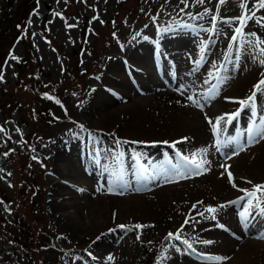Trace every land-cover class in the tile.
I'll return each instance as SVG.
<instances>
[{"label": "rangeland", "instance_id": "1", "mask_svg": "<svg viewBox=\"0 0 264 264\" xmlns=\"http://www.w3.org/2000/svg\"><path fill=\"white\" fill-rule=\"evenodd\" d=\"M139 1L142 23L136 26L127 16L131 14L132 6L135 8L139 6ZM20 2L21 0H13L12 6L5 11L2 10L0 15V75L3 76L0 80V126L5 129L4 132H0V169L3 170L0 171L2 177L0 187L8 190V198L14 199V203L7 200H1L3 203H0V264H158V262L159 264H210L201 254L228 257L229 259L222 264H264V239L260 238L264 237V215L258 211H253L247 222V226L253 228L251 236L255 239L243 235L233 238L229 235L235 241L230 246L221 238L222 232L215 226L216 221L211 219L199 223L190 222L183 228L182 239H188L193 244L196 249L194 253L178 241L166 239L169 232L175 233L181 228L180 213L188 214L193 221H198L194 217L198 212H203L205 207L224 204L225 201L230 200V197L232 198V194L235 196L241 193L239 191L241 188L252 189L253 185L264 184V155L250 153L256 146L249 144L243 129L237 127L233 121L227 127L222 123V131L219 134L220 137H227L232 141L227 148V152H230L227 159L231 157L229 163L234 165L237 188H233L228 182L224 188H210L201 180L197 191L182 205H173L169 209H149L128 202L136 203L142 197L115 196V192H122H114L113 182L106 172L102 174L100 171L104 169V164H108L109 171L115 170V166L122 164L125 170L131 169L134 172L135 180L137 175L141 176L138 165L144 163L135 146L125 144L127 138L141 139L144 143L151 138L171 140L185 133L192 134V127L184 122L183 128L172 127L166 131L165 128H160L159 120L151 124L149 120L153 117L150 113L155 114L151 110L157 108L156 99L140 109L133 105V98L108 94L106 99L100 100L97 90L90 92L91 89H95L92 80L97 79L96 74L99 75L105 61V58L99 60L100 57H104L106 52V56L118 53L121 57H125V45L130 42L129 34L134 29L146 27L148 23L154 25L157 22L163 32L168 31L166 38L162 36L164 49L175 50L176 56L185 55L187 61L188 56L197 53L196 49H190V44L195 43V34L199 35L203 29L182 26L180 24L184 23H180V19L197 17L198 26L209 21L210 25L206 31L210 33L213 25L212 17L216 16L217 29L213 33V38L223 39L220 42L231 43V36L234 34V28L238 26V21L229 22L225 18L241 16L245 11L253 8L256 0H245L247 9L241 8L240 0H227L223 5L219 0H205L203 4L189 0L190 6L187 8H184L180 0H168V2L166 0H41L26 23L32 47L41 59V66L36 63V58L26 47L23 32H17L15 29ZM181 8H184L183 12L180 11ZM206 9L209 11L205 14ZM48 12L49 15L46 17ZM120 12L130 14L120 18L116 16ZM187 13H191V16ZM197 14H202L203 18ZM261 16H264V9L256 12V18ZM86 18L90 26L89 35L87 41L81 44L77 52L78 56H75L74 52L80 47ZM112 21L118 22L115 25L118 39L111 40L108 50L103 49L98 52L103 44L102 40L96 39L98 30L103 22ZM132 21L139 22L137 18ZM102 31L104 32L105 28H102ZM244 32L256 34L245 35V41H255L257 38L264 40V26L257 24L255 19L248 21ZM155 39L156 36L152 39V43H146L142 47L145 52L139 54H144L141 60L147 62L149 59L150 65ZM95 41L97 45L88 48ZM12 42L13 45L9 48ZM233 47L234 51L244 50L245 53L239 56L241 62H238L239 66L233 78L228 81L223 79L217 89V107H219V99L221 102V97L225 98L228 85L233 83L235 85L243 76L246 58L251 61V70L254 64H257V69L246 82L245 93L264 77V66L258 61L254 62L253 51L246 43ZM181 48L182 50L178 51ZM3 52L9 54L2 61ZM12 57L22 60L19 61L21 66H18L16 59ZM174 59L178 58L174 57ZM120 69L117 85L125 91L128 79L124 68L121 66ZM182 73L185 77H191L186 80L193 87L200 86L198 79H204L199 74L201 72L189 76L182 68ZM90 74L93 75L89 76ZM225 75L227 78L229 72ZM17 81L19 84H16ZM233 85L229 89L232 92L231 96H239V92L234 93ZM129 89L133 90V87ZM208 90L200 89V92L205 95ZM51 91H55L59 96V103L55 101L53 108L73 118L75 122L63 120L59 123H46L41 118L40 102L44 103L43 105L48 103L49 100L45 96ZM114 93L117 94V91ZM259 95L261 106L264 108V91ZM193 98L201 100L200 96ZM147 99L152 98L146 97L145 100ZM122 105H127L129 108L126 110ZM207 105L212 115L214 108L217 109L214 101L207 102ZM233 105L236 104L232 103L229 106L232 112L235 111ZM111 108L117 112L112 120L104 118L99 121L100 114L95 110L103 113ZM217 110H219L217 113L214 112L219 115L227 110V104L224 103L223 107ZM189 123L192 125L191 122ZM244 124L248 126L249 121H245ZM205 127L209 131L210 128L207 125ZM75 133L79 135L78 140H75L76 148L71 151L69 161H61V156L56 153L57 143L65 135L70 136ZM258 139L259 137L255 140ZM261 141L264 143V139H259L257 143ZM189 144L181 145L190 154L207 149L206 159L209 155H214L215 148H211V140L205 143L202 141L199 148L189 149L187 147ZM144 147L148 149V146ZM176 147L181 148L179 144ZM241 147L244 148L243 151H239ZM237 151L239 154L235 155ZM143 152L147 154L146 150ZM243 156L247 164H251L252 170L242 171L238 175L235 169H238L237 164ZM259 163L260 165L255 167ZM218 169L224 176V169L221 166ZM87 171L89 174L86 173ZM213 171L214 169L211 172ZM51 172L55 179L51 177ZM207 173L198 177L201 179ZM217 173L218 171L215 172V177L219 178ZM255 173L260 176L257 178ZM57 183L64 184L65 189L54 194L53 188ZM80 185L85 186L83 192L77 190ZM93 199L102 202L100 217L103 226L101 227H97L92 207L87 208ZM198 201L203 203L197 204ZM60 204L59 208L55 207ZM193 205H196L195 210ZM243 205L244 201H238L236 208L242 209ZM78 210L84 212V219L81 217L74 221L66 218L65 214L70 215V212ZM232 210V216L238 218L234 205ZM216 215L219 223L225 225L228 223V218L218 212ZM136 224L146 227L135 229ZM119 225L127 227L121 229ZM203 226L213 228L204 229ZM30 230L37 237V241L25 247L22 244L24 241L20 240L19 236L28 234ZM138 235L139 239H137ZM44 239L50 240L52 246L48 247L57 248L60 252L52 253L49 249L41 247L39 242L42 243ZM201 240H211L214 243L204 245L199 242ZM170 244H177L181 251H176L170 247ZM109 256L112 257L111 261L108 260ZM157 256L156 260L150 259ZM162 256H166L167 259H162Z\"/></svg>", "mask_w": 264, "mask_h": 264}, {"label": "bare ground", "instance_id": "2", "mask_svg": "<svg viewBox=\"0 0 264 264\" xmlns=\"http://www.w3.org/2000/svg\"><path fill=\"white\" fill-rule=\"evenodd\" d=\"M147 30H143L140 31L138 33V36L143 39V37H145L147 35ZM219 48V50H217L214 54H213V58L214 59H219L221 57V55L226 51L223 42L219 43L217 45ZM128 50L132 56V58H134V56L136 55V51H137V46L134 43H129L128 44ZM150 67V66H148ZM107 71H105V76H110L114 73H116L117 71H120V63L118 61H116L113 57H108V62H107ZM168 69H170L169 67H167L165 69V71H167ZM160 73H164V70L159 71ZM168 73V71H167ZM250 74L251 72L247 71L246 76H243L239 79V81L233 85V91L234 93L239 92V96L241 97L243 95H245V91H246V82H248L249 78H250ZM149 75L152 76L150 81V85L151 86H155V88H150V90L148 91L149 93L152 94V97L150 96H146L152 99H147V101L145 100L146 97H135L133 105L139 107L140 109H143L145 106L148 105V103H152L154 102L156 99L158 104H157V108H153L151 110V112H155V114L153 115L152 113H150V115L153 117L152 120H149V122L151 124H155L156 122H160V128H165L166 131L169 130L172 127H181L183 128V123L186 122V124L189 126L191 122V133L193 138V141L191 143V145H195V146H199L202 144V141L207 142L211 140V134H209V132L207 131L206 127H205V123L201 121L200 118V114L197 110L193 109V106L191 105H187L185 107L186 104L183 103V99L178 95L177 90H175L173 87H169V83L166 81H160L163 80L162 78H159L156 76L155 71H150ZM154 76V77H153ZM103 77V78H104ZM145 80H147L144 77ZM162 83V84H161ZM130 85V84H129ZM128 86V85H127ZM232 86V85H231ZM231 86L229 87V89L231 88ZM129 90V89H128ZM228 95H232L231 91L227 92ZM131 95V90L129 91V93L123 94L122 97L126 96V97H130ZM103 114L105 115H100L101 117H99V121L106 118V120L111 121L112 118L116 115V112H114L113 110L110 111H104ZM157 118V119H155ZM188 119V120H187ZM103 124H106V122H102ZM134 129V128H132ZM137 129V128H135ZM78 138V134H72L70 136L65 135L62 139H60L57 143V155L61 156V161H69L70 159H68V157H70V153L71 151H73L76 148L77 143L75 142V140ZM151 139H157V140H164V139H159V138H151ZM171 139V138H170ZM166 141H170V140H166ZM189 149H191V147H188ZM171 148H166L165 151L170 150ZM163 151V150H161ZM181 155H185L182 152ZM250 153H259L262 156L264 155V143H260L256 148L252 149L250 151ZM173 156H176L173 155ZM189 157H191V154L188 155ZM163 157V156H162ZM179 157V156H177ZM245 156L242 157L241 160H239V163L237 164L238 169H235V171L238 173V175H240V173H242V171H251L252 168L250 167L251 164L246 162ZM180 158V157H179ZM217 159H219V157H216ZM151 164H155L154 168H156L159 164L160 161L153 159L151 161ZM157 164V165H156ZM214 165V164H213ZM211 165V167L213 166ZM260 165L257 164L255 167H258ZM217 169V168H215ZM167 174L168 177L171 178L172 182H169L168 180L165 179V175ZM152 174L155 175V178L153 179H147V184H143L137 188H135V190L139 191V193L143 194V196H137V197H142L141 199H139L136 203L134 201H128L129 203L132 204H139L140 206H143L145 208H149V209H169L172 208L171 206L175 205V206H179L182 205L184 202H186V200L197 191V189L200 187L198 186L201 182V180L198 181H194V180H190V181H186V182H176L175 183V179L172 178L168 172L165 171H160L155 170ZM255 176L258 178V176H260V174L255 173ZM123 176L121 174H116L114 176V180L116 181L117 186H120L121 188H124L127 190V188L122 186V182L123 180ZM128 178H126L127 180ZM204 183H207V186L210 188H224L226 187V181L225 178L223 176L215 177V174H212L211 172L209 173V175H207L205 178L202 179ZM256 180V178H255ZM153 185H158V187L156 189H147L145 190L144 187H149L152 188ZM128 187H131V184L128 185ZM65 189L64 184H55V194H58L61 190ZM132 189V188H131ZM227 190V189H226ZM229 192H234L233 190H228ZM234 195L232 194V197ZM236 197V196H235ZM231 200V197L229 198ZM61 206L60 205H55L56 208H59ZM92 210V212L95 214V222L97 224V227H101L103 226V221H101V213H102V202L99 200H92L90 205H87V208ZM64 209V207H63ZM233 205H229L228 207H226L225 209H221L220 211H218L219 214H222L224 217L228 218L229 221L226 224L227 228L231 231H234L235 233L239 232V226L237 225V217L232 216L233 214ZM84 213V212H83ZM81 213V210L78 211H73L72 213L70 212L69 214H65L66 218L68 220H78L81 217L84 219V214ZM206 214V213H205ZM190 217L188 214H183L180 213L179 218L182 221V225L184 224V221L186 218ZM194 218H196V220L198 221H203L206 220L203 217L197 215ZM177 219V218H176ZM187 225H184V228ZM204 229H212L213 227L208 228L207 226H203ZM221 238L224 239V241L226 243H228L230 246L235 242L234 240H232L229 237V234L227 231L221 229Z\"/></svg>", "mask_w": 264, "mask_h": 264}, {"label": "snow or ice", "instance_id": "3", "mask_svg": "<svg viewBox=\"0 0 264 264\" xmlns=\"http://www.w3.org/2000/svg\"><path fill=\"white\" fill-rule=\"evenodd\" d=\"M166 2H168V0H166ZM205 2V0H195L196 4H203ZM227 2V0H219V3L221 5L225 4ZM180 3L184 5V8L189 7V0H180ZM240 6L241 8L247 9V4L245 3V0H240ZM184 8H181L180 11L183 12ZM261 9H264V0H256L255 5L253 6V8L251 10L245 11L240 17L237 18H233L235 20L238 21V26H236L234 28V34L231 36V43L229 45V47L231 48L233 45H237L238 47L243 44L246 43L248 48L251 49L253 51V60L258 61L259 64L261 66H264V59H261V57H264V47H261V45H264V40H261L259 38H257L255 41H245L244 37L245 35H250V36H255V33H245L244 32V28L247 26V23L249 20H253L255 19V22L261 26H264V16H261L259 18H256V12L260 11ZM209 10H205V14L208 12ZM189 16H191V13H187ZM57 15H60L59 13H57ZM200 18H203L202 14H197ZM63 18V17H62ZM193 19L197 18V17H192ZM213 20V25H212V31L215 32L216 31V20L217 17L213 16L212 17ZM69 27H71V25H69ZM145 39H147V37H145ZM203 51V48H202ZM13 59H16V57H12ZM219 71V69H217V72ZM218 79V77H216ZM3 79V76L0 75V80ZM206 84L210 83L208 80L205 81ZM217 85L213 84L209 90L207 95H212L215 90H216ZM254 91L252 93V95H250L249 97H247L244 100H238L235 101L236 103H238L240 105V108L234 112V113H226L224 115H221L219 117L216 118L215 121H213L212 119L206 117L207 122L209 123V125L212 128L213 134L215 136H217V140H216V147H217V151L220 150V146L223 143L225 146L229 145L230 143H232V141H220L219 134L222 131V122L223 124H229L231 123L233 120H235L239 115H240V111H242L245 107H249L252 108L254 111V106H255V101H256V96L258 92L264 91V80H260L258 81V83L256 85L253 86ZM181 94H183V92H181ZM188 99L193 103L194 106L196 107H202L200 100L198 99H194L193 96H189ZM228 99V98H226ZM57 103H59V101H57ZM83 127V126H81ZM5 129L0 126V132H4ZM17 131H19L17 129ZM250 134H249V144L254 143V142H258V140H254L253 136L255 137H259V139H264V120L261 121V125L258 129H252L249 130ZM10 139V137H9ZM185 140H187V138H184ZM119 143V141H118ZM127 143V142H125ZM132 143H142L140 141H133ZM162 143L164 144H168V141H163ZM178 142H174L172 143L170 146L175 148V145ZM244 148L241 147L239 149V151H243ZM239 151L235 152V155L239 154ZM5 155H7V153H5ZM122 155V154H121ZM207 155V149H201L196 153H193L191 157H189L188 155H181V153L177 152V156L180 157V159L182 161L185 162V164L187 165V169L186 172H177L178 175H180L182 178H186L188 175H191L192 173H195L196 175H202L205 174L206 172L210 171V165L211 162L209 160H207L205 157ZM231 158V157H229ZM33 159H36L35 157H33ZM139 167V172L142 176V178L145 179H153L155 178L154 174H150L149 173V169L145 168L142 164L138 165ZM222 168L225 169V172L227 173V178H228V182L231 184V186L233 188H237V183H236V178L234 177L233 173L231 171H229L230 169V165H221ZM0 171H3L2 169H0ZM9 175H11L9 173ZM165 179L168 180L169 182L171 181V178L167 176V174L165 173ZM223 175V174H222ZM2 178V177H0ZM247 183L251 184V181H246ZM78 191L83 192L84 189L79 188L77 189ZM111 191V190H110ZM239 191L245 193L244 196L239 197L236 201H229L226 204H221L219 206H207L205 207L203 212H198L197 215L203 217L204 219H211L213 221H216V227L223 229L225 231H229V229L222 223H219V221L217 220V212L220 211L221 209H225L226 207H228L229 205L232 204H236L238 203V201H244V205L242 207V211L239 213L240 219H241V223L244 224L245 226L247 225L248 219L251 216L253 211H258L260 214L264 215V184H257V185H253L252 189H239ZM114 194H122V193H114ZM0 203H3L2 201H0ZM203 203L202 201H198L197 204H201ZM193 209H196V205H193ZM205 213H207L208 215H205ZM115 215V214H114ZM190 222H194V223H199L200 221H193L192 217H188L185 219L184 224L181 226L180 229H178L175 233L173 232H169L166 239L169 241H178L180 244H183L185 246L186 249L191 250V252H195L196 249L193 247V244L189 242L188 239H182V235L181 233L183 232V228L184 225L189 224ZM119 227L121 229L126 228V225H119ZM144 227H146L145 225H141V224H136L134 225L135 229H143ZM131 230V229H129ZM139 235L137 236V239H139ZM262 239H264V237H261ZM200 243L204 244V245H209V244H213L214 241L211 240H201L199 241ZM170 247L174 248L176 251H181V248L177 245V244H170ZM202 258L205 259L206 261L210 262V264H222L223 261L229 259L228 257H223V256H212V255H204L201 254ZM162 259H167L166 256H162ZM108 260L111 261L112 257L109 256ZM159 264V262H158Z\"/></svg>", "mask_w": 264, "mask_h": 264}]
</instances>
